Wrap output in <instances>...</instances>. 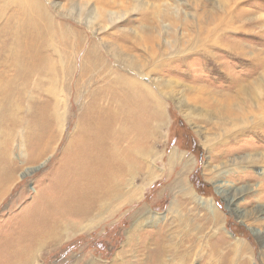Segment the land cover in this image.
<instances>
[{"label": "rangeland", "instance_id": "374dc122", "mask_svg": "<svg viewBox=\"0 0 264 264\" xmlns=\"http://www.w3.org/2000/svg\"><path fill=\"white\" fill-rule=\"evenodd\" d=\"M7 1L0 0V10L6 7L0 27L7 19L6 24L13 29L15 22L20 20L17 17L22 9L19 0H10V9L4 6ZM176 2L181 9V17L189 13V18L194 21V13L206 12L208 16L213 8L219 12L226 1L200 0L197 4L193 0H42L43 12L48 18L43 15L41 21L49 20L50 29L47 30L48 41L44 49L38 48L34 59L41 67L45 64L44 57L49 58V71L37 76L34 74L32 84L24 78L23 85L29 88L21 93L23 95L13 100L4 94L6 104L0 102V144H8L0 147L9 148L13 161L12 164L8 162L4 170L10 171L11 178H0V181L5 180L4 184L9 180L3 192L0 184V264H264V234L261 237L257 235V231L263 229L264 218L256 221L248 217L243 221L240 215L242 211L248 213L246 210L264 207V125L256 128L254 124L257 122H251L246 127L248 129L243 130L245 132L240 135L235 133L237 137H232L225 144L219 142L210 151L195 128L200 124L206 130L212 124L197 122L194 117L189 120L184 114L192 110L196 116L203 117L206 110L192 100L181 109L178 102L168 96L162 97V119L155 121L150 113H147V121L142 116L137 119L140 124L143 121L149 125L146 127L148 135L143 157L136 158L139 164H135L134 173L127 175V185L120 187L114 196L116 198L107 199L109 203L100 214L99 207H96L88 218L67 221L69 226L62 227V236L54 242L41 234L44 225L39 224L36 218L45 214L46 200L43 198L46 193L51 194L59 187L65 195L76 192L72 189H83L89 179L96 181L102 176L94 172L77 174L75 176L79 181L66 186L65 179L72 176L66 171V164L72 160L76 164L78 159L93 171L102 174L106 171L107 161L96 163L98 149L94 147L101 144L109 146L111 138L101 134L110 122L105 110H114L118 104L111 84L119 66L115 61L117 58L108 52L109 44L119 46L131 59L144 58L148 35L152 34L155 40L160 41L157 39L158 30L164 24L159 16L161 11ZM237 3L236 7L242 10L247 21L236 20V28L229 29L226 51L233 53L235 48L242 47L246 57H242V53L239 56L225 54V57H220V63H214L205 57L195 59L192 54L191 58L188 57L190 65L177 66V69H186L185 75L176 78L178 81L236 94L240 84L247 81L254 83L264 72L259 59L255 63L247 60L254 57L251 52L254 50L264 57V0H238ZM97 5L118 10L121 16L116 17L114 25H108V19H102L100 25H108L107 28L101 30V26L95 30L88 24L90 17L86 12ZM226 8H229V3L224 5L223 9ZM185 20L177 22L178 32L185 31ZM12 29L7 37L0 34V53L8 49L6 46L12 44V39L14 42ZM23 35H26V29ZM49 42L51 45H48ZM14 61L15 57L0 54V79L3 74L9 77L16 75ZM177 61L175 64L179 63ZM99 64L103 65L102 72L92 78ZM21 68L26 69L25 65ZM209 74L221 76L208 77ZM252 86L255 87V84ZM261 89H264V83ZM30 94L33 95V103L28 108ZM96 124L100 125V136L93 145H85L90 140L85 128ZM106 147L102 151L103 158ZM172 150H175V156L170 170L168 161ZM245 156L254 160L261 157L263 161L244 163L242 159ZM235 160L238 163L231 166L233 169L229 168L217 177L211 173L215 165L224 166ZM188 161L191 162L187 165ZM179 173H183L180 176L185 184L186 179L191 184L190 187L186 184L192 193L190 199L178 186ZM192 175L200 185L194 183ZM117 177L123 179L125 175ZM60 179L63 181L58 185ZM219 184L234 188L231 190H235L233 193L238 197L235 202L225 192H219ZM248 185L258 188L250 191L247 190ZM206 198L214 199L213 209L220 217L214 218L210 214ZM173 204L174 207L169 209ZM76 222H79V227L73 226ZM27 227H30L31 233L34 229L33 235H36L29 243L35 245L29 254L26 251L29 244L23 238Z\"/></svg>", "mask_w": 264, "mask_h": 264}, {"label": "bare ground", "instance_id": "6f19581e", "mask_svg": "<svg viewBox=\"0 0 264 264\" xmlns=\"http://www.w3.org/2000/svg\"><path fill=\"white\" fill-rule=\"evenodd\" d=\"M19 1H20V8L22 10L17 17V19L20 18V20L16 21L14 24L15 26V28L13 27L14 30L12 29V27L9 29L8 24H6L7 19L5 23L0 27V34L3 35V37H7L11 29L14 31L15 34L14 42L12 39V44L10 46H6L8 49L4 50L3 53L5 57L8 56L15 57V61L13 65L17 70L16 75L13 76L14 78L9 77L7 75L4 76V74L1 75L0 92H2L3 95L0 96V102H3L2 104H4L6 100V98H4L5 97L4 94L11 96L13 100L17 96H22L23 94L21 95V93H23L26 89L29 88L28 86L23 85L25 84V79L28 83L32 84L34 80L32 76L34 74L37 76V74L40 75V74H44V72L47 73L49 71L48 67L50 66L49 63L50 59L47 57H44L45 64L42 65L41 67L37 65L38 62L34 59L37 49L43 48L47 43L48 34H49L47 30L50 29L49 20H47L46 22L41 21L43 15L46 19L48 18L44 14L45 11H44V6L42 4V0H30V2H27L28 0H19ZM193 1L194 3L196 2L197 4L200 3V0H193ZM225 1L226 2L222 6H220L221 8L219 12L214 10L216 8H213L212 10H209L208 16H206L207 14L206 12L198 13L197 15L194 13L192 15L194 21H191L192 18L191 19L189 18L191 14L189 13L186 14V16L183 17L186 18V20L183 23V29H185V31L182 33L178 32L180 29L178 28L179 26L177 25V22H181L183 19L181 17L182 16L180 12L181 9L180 7H178V3L176 2L175 5H173L174 4L173 3L172 5L166 6V10L161 11L159 15L162 17V21L164 22V24H162L163 27H161L158 30L157 39H159L160 41L155 40L154 35L152 34L148 35L147 37L148 41L145 44V55H143L144 58L141 57L138 58L137 60L131 59V57L128 54L124 53L119 46L117 45L115 46L114 44H109V50H108L109 54L112 55L115 59L116 58L118 59V60L116 59L115 61L119 66L118 67L119 70L116 71V75L114 76V79L112 78L114 80L113 84L110 83L112 86H114V91H115L114 94L117 97L118 104L114 110H110V109L105 110L107 113V117L110 119L107 120L110 122L106 130H103V133H101L100 131L101 134H106L107 137L111 138V141L108 143L109 146L106 147L101 144L99 146L94 147L98 149L96 158L99 159L96 163L101 164L107 161V165L104 168L106 171L103 174L98 171H93L92 168L86 166V163H82V161L78 159H77L78 163L76 164H74V160H72L71 163L66 164V168H67L66 171L72 175L70 179H65V183H67L66 186H72L79 181L78 178L76 179L75 176L77 174H79L80 176L85 172H87V174L89 173L91 174L92 172H94L96 174H101L102 176L98 177L96 181L93 180L92 178L89 179L88 183L85 185V188L83 189L77 191L76 188H73L72 191H76V192H72V193L68 192V194L65 195L63 189L59 187L56 188L55 191L52 190L51 194L49 193L45 194L46 196H44L43 198L44 200H46V203L44 205L45 214L44 215L41 214L38 217L36 216L37 218L34 217L38 219L39 224L44 225V227L41 230V234L44 237H47L52 242H54V240L60 239V237L63 234V230H61L62 227L69 226L66 223L67 221L74 220L76 218H80L81 220H83L84 218H88L94 213L96 207L97 209L99 207L98 213L100 214L105 209V206L109 203L106 202L107 199L110 200L111 198H116L114 196L117 193V191L120 190V187L123 185H127V175L129 174L131 175L132 173H134L135 170L134 167L139 164V161L136 160V158L143 157V149L147 141L146 136L148 135V133L146 132V127H149V125L147 126V124L143 123V121L142 124H140L137 119L142 116V119L147 121V113L154 115L155 121H157L158 119H162L164 117L163 98H165L166 96L176 100L181 109H183V107H187L189 105V102L192 100L194 101L195 104L201 105L203 109L206 110V113L203 115V117H200L198 115L197 117L196 112L192 110H190L189 112H184V114L185 117L189 120H191V117H194L197 120V122L201 121L203 123L212 124L211 128L206 127L207 128L206 130H203L200 124H198L199 125L198 128H195L198 134L202 137L203 140L202 142L210 151H213V147L219 142L224 143L230 140L232 137L235 136V133H238V135H240L243 132H245L248 129V128L246 129L247 125H249L251 122L253 123L257 122V124H254L256 128L259 127L261 128L264 125V89L263 90L261 89V86L264 83V78H263L264 72L263 73L261 72L259 74V76L256 78V81L254 83L247 81L246 83L240 84V86H238L235 90L236 94H233L234 92L233 93L219 92L217 91L218 89L214 91L213 87L211 86H205V85L195 86L177 80L180 79L182 75H185L184 72L186 70V69L182 70L180 68L177 69V66L178 65L181 67H185V65L188 66L189 59L191 58L190 55L192 54H194L193 57L195 59L205 57L206 59L209 58V60L213 61L214 63L216 62L220 63L221 62L220 57L221 56L225 57V54L227 55L233 54L234 56H239V54L242 53L244 55L242 57H246V53H245L246 51L242 47L241 48L237 47L236 49L235 48L236 46H234L236 52L234 51L233 53H228V51H226V47H228L227 46L228 44L225 43V41L228 36L227 33L230 32L229 29L233 30L236 28L235 27V23L237 22L236 20L238 21L244 20V22H246L247 17L242 13V10L240 11V8L236 7V5L239 4L237 3L238 0H225ZM9 2L11 3L10 0L5 2L4 6H7L10 9V5L12 3L10 4ZM227 3H229V8L223 9L224 5ZM100 6L97 5L95 7H90V9H88V11L86 12L90 17L88 24L91 26V28H94L95 30L96 28L98 29V27L102 26L100 25L102 19L106 18V20L108 19V25H114L116 21V17L121 16V14L119 15L118 10L108 9L106 7H100ZM5 9L6 7H2V9L0 10V21L1 20L4 21V17L6 14ZM23 10H27V12H23ZM40 12L43 13L39 15ZM15 15L17 14L15 13ZM51 20H53L52 17ZM166 22H168L169 24ZM108 25H105L104 27L102 26L101 30L106 29ZM27 28L30 29L27 30ZM25 29H26V35H23L25 34ZM6 44H8V42H6ZM48 45H51V42H49ZM199 52L203 55V57H201ZM251 52L254 54V57L247 60L251 61L252 63H255L256 61L259 62L258 61L259 59L261 66L264 67V57L261 56L262 53L260 55V53L259 52L257 53V51L255 50ZM188 57L190 58L188 59ZM21 59H24L25 62H23V60ZM176 61L179 62L176 63L177 65L175 64ZM102 64H99V66L95 68L97 69V72L96 71L94 72L93 70L91 71L94 72L92 73L93 75L91 74L92 76H94L92 78H96L98 76V72L100 73L102 72V66L104 65ZM24 65L26 69L21 68ZM107 67L108 66H106L105 68ZM210 75L211 74H209L208 77H210ZM213 76L214 75H211V77ZM220 76L221 74H217V76L214 77L219 78ZM22 79H24V81ZM187 80L188 79L186 78V81ZM253 84H255V87L252 86ZM39 86L40 85H38V87ZM32 96L31 94L29 95V104H28L29 106L27 105L28 108L33 103ZM104 109H106V106ZM6 117L10 118L9 115H6ZM61 118H62V127H63L64 120L63 117ZM7 121L8 120H6V122ZM130 124H133L132 128L130 127ZM99 127L100 125L96 124L95 126L89 125L85 128L84 131L85 133L89 132L87 135H88V139H90L89 141L87 140L88 142L86 141L85 145L89 144L91 146L94 144L93 142H96L95 139L98 136H100ZM235 137H237V135ZM3 144H0V146L2 147L4 145H8V144H4V145ZM1 147H0V178H6L7 176L10 175V171L6 170L4 172V170L8 167V162L12 164L13 161H11L9 148L5 146L6 148L2 149ZM23 147L24 146H22V148ZM105 147L107 148V151L105 152V158L107 160L102 156L103 154L102 151H104ZM174 153L175 150H172L171 156H169L170 159L168 162H169L170 170L172 168V162L174 160L173 156H175ZM249 156L243 157L242 160L244 161V163H248L249 161L255 163L258 162L261 163V161H263L261 157L254 160V158L250 159ZM262 156H264V153ZM190 162L191 161H188L187 165L190 164ZM234 163L237 164L238 161L235 160L230 164L224 166L215 165V169L211 173H213V175L217 177L218 175L221 174V172H224L227 169L229 171V168H232L231 166L235 165ZM70 171H73V173ZM181 171L183 172L184 170L182 169ZM180 174L183 173H179L178 176L179 179H177L179 180L178 186L184 189V192H182L183 195L187 199H190L192 193L188 190L186 186V184L188 185L189 182L186 179V184H185L182 181ZM262 174H263L262 179L264 180V170L262 171ZM123 175H125L123 179L117 177ZM9 177L11 178V176ZM3 181L5 182V180ZM3 181H0V184L3 186L1 190L2 192L3 190H5L9 180L5 184L3 183ZM62 181L63 179H60L58 185H61ZM190 185L191 184H189V187ZM259 187H261V185ZM218 188L221 189L219 190L220 193L225 192L226 195H228V197H230L232 201L235 202V199L238 198L237 195L233 193V191L235 190H231L234 188H230V186H226L223 184H219ZM257 188L258 186L251 185L247 188V190L250 189V191H252V190H257ZM191 189L194 190L192 187ZM1 191H0V195H1ZM213 203H214L213 198H206V205L210 209L211 212L210 214H213L214 218L220 217V215H218V213L215 212V209H213L214 208ZM174 204L169 209L173 208ZM246 211L248 213L242 211L243 213L240 214L241 217L243 218V221H245V219H247L248 217H253L256 219V221L257 219L259 221L264 218V207L261 209L254 208ZM260 213L262 214L260 215ZM151 216H154L156 218H162L159 215L155 216V214H152ZM214 220H219V218ZM78 225L79 222L73 224V226L79 227ZM24 228L23 230L26 229ZM27 228L28 229L26 230V233L23 234V238H25L27 244H29L31 241L35 239L36 235L35 233H34L35 236L33 235L34 229L33 232L31 233L30 227ZM23 230L22 232H24ZM262 234H264V225H263V229H259L257 231V235L260 236ZM28 246L29 248L26 247L27 254L31 253L30 251H32V248L35 245L29 244Z\"/></svg>", "mask_w": 264, "mask_h": 264}, {"label": "trees", "instance_id": "16d2710c", "mask_svg": "<svg viewBox=\"0 0 264 264\" xmlns=\"http://www.w3.org/2000/svg\"><path fill=\"white\" fill-rule=\"evenodd\" d=\"M194 175H192V177H191V179L194 181V183L197 185L198 184V182L197 181H195V179H194V177H193ZM198 185H200V184H198ZM197 185V186H198Z\"/></svg>", "mask_w": 264, "mask_h": 264}]
</instances>
